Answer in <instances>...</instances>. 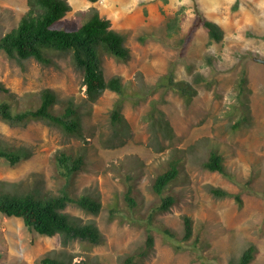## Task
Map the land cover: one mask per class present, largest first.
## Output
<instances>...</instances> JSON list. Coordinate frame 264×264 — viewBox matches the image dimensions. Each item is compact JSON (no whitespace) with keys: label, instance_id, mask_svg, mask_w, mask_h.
<instances>
[{"label":"rangeland","instance_id":"rangeland-1","mask_svg":"<svg viewBox=\"0 0 264 264\" xmlns=\"http://www.w3.org/2000/svg\"><path fill=\"white\" fill-rule=\"evenodd\" d=\"M69 1L72 9L55 27L78 28L97 10L126 35L131 55L123 60L104 53L106 79L120 74L134 86L141 81L154 85L173 65L176 79L193 81L202 72L213 86L199 84L189 104L172 88L151 86L152 93L139 103L124 102L128 126H115L111 114L118 94L106 89L96 102L88 103L83 73L69 53L54 51L55 62L48 65L36 58L19 61L0 48L1 83L20 95L51 87L61 103L74 97L82 105L84 131L80 138L39 119L16 124L0 119L1 135L36 147L30 158L15 165L0 157V181L34 184L39 178L45 188L56 190L61 183L55 151L81 147L87 150V168L72 190L98 193L103 208L93 214L69 204L66 210L96 220L105 242L72 241L64 251L73 254L74 261L124 264L129 254L144 247L150 229L155 246L144 264H229L250 243L257 246L250 264H264V62L255 60L264 58V0ZM198 7L222 25L223 40L212 39L203 26H196ZM27 9L28 0H0V37L18 25ZM244 74L248 80L241 90ZM153 100L171 122V137L155 133L150 123ZM214 145L225 155L229 176L200 163ZM173 147L191 148L185 171L173 186L181 198L151 222L150 213L161 203L152 182L166 167ZM128 172L138 175L129 180ZM130 183L141 201L135 210L124 202ZM210 185L240 193L243 203L234 196H214ZM117 200L121 207L112 211ZM184 215L193 218L195 227L188 243L177 238L184 234ZM160 223L177 237L164 233ZM61 249L60 234H41L20 217L0 213V264H38L46 253Z\"/></svg>","mask_w":264,"mask_h":264},{"label":"trees","instance_id":"trees-1","mask_svg":"<svg viewBox=\"0 0 264 264\" xmlns=\"http://www.w3.org/2000/svg\"><path fill=\"white\" fill-rule=\"evenodd\" d=\"M71 9L69 0H28V9L22 14L18 25L0 37V48L19 61L36 58L48 65L55 62L54 51L69 53L76 67L83 73L88 103L96 102L106 89L118 94L111 114L113 125L128 126L122 111L124 102L131 100L133 103H139L152 93L153 90L149 89L151 86L155 89L172 88L184 98L187 104L191 103L198 94L199 84L213 86V81L202 72H197L193 81L176 79L173 65L154 85L141 81L134 86L131 81H125L120 74L106 79L104 53L123 60H128L131 55L130 47L126 44V35L113 28L111 20L102 16L97 10L78 28L55 27L56 23ZM196 20V26H203L212 39L223 40L225 31L222 25L207 17L200 7L197 9ZM209 62L214 64L213 58L210 57ZM247 80V75L244 74L239 83L241 90H244ZM34 94L20 95L0 82V119L13 124L39 119L62 128L70 135L84 137L82 105L77 103L74 97L61 103L58 93L51 87H46ZM148 117L155 133L162 132L165 137L173 135L170 120L166 118L165 112L157 107L155 100L152 101ZM244 118L249 119L247 116ZM193 147L194 144L191 145V148ZM191 148L173 147L166 167L154 177L152 190L156 195L161 196V203L150 213L151 222H154V216L158 212L167 211L180 201L181 197L173 186L185 171V158ZM35 151L36 147L33 143L14 142L0 134V157L7 159L12 165L30 158ZM53 157L57 170L56 176L61 183L58 189L45 188V182L39 178L34 184H30L27 180L0 181V213L20 217L29 229L41 234H60L63 249L46 253L38 264H102L88 258L74 261L75 256L64 251V247L76 239L91 245L105 242V235L96 220H86L66 210L69 204L77 205L93 214L100 213L103 208V201L98 193L89 189L81 193L72 190L80 172L87 168V150L81 147L79 149L59 148ZM225 160V155L214 145L208 151V156L201 159L200 163L205 169L219 171L229 176L231 171ZM137 175L138 173L128 172L127 178L135 179ZM134 189V184L130 183L125 191L124 202L129 209L135 210L140 207L141 201ZM209 190L216 197L234 196L240 204L243 203L240 193H233L222 186L210 185ZM120 207L117 200L112 211ZM183 217L182 238L177 237L173 229L166 224L160 223L158 226L164 233L179 238V241L191 242L195 231L194 221L189 215ZM154 246V233L148 229L144 247L129 254L124 264H144V260L149 257ZM256 252L257 246L250 243L241 255L237 259H232L229 264H250Z\"/></svg>","mask_w":264,"mask_h":264},{"label":"water","instance_id":"water-1","mask_svg":"<svg viewBox=\"0 0 264 264\" xmlns=\"http://www.w3.org/2000/svg\"><path fill=\"white\" fill-rule=\"evenodd\" d=\"M255 60L260 61V62H264V58L258 57V56L255 57Z\"/></svg>","mask_w":264,"mask_h":264}]
</instances>
